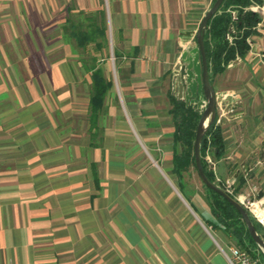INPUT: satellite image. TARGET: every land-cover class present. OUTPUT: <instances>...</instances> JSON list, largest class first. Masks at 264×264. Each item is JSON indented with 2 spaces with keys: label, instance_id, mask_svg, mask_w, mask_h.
<instances>
[{
  "label": "crops",
  "instance_id": "obj_1",
  "mask_svg": "<svg viewBox=\"0 0 264 264\" xmlns=\"http://www.w3.org/2000/svg\"><path fill=\"white\" fill-rule=\"evenodd\" d=\"M212 2L0 0V264H229L208 202L160 162L177 150L173 72ZM99 11L107 44L77 46L68 19ZM258 16L243 55L222 72L208 63L215 94L230 95L216 102L212 165L264 206ZM91 64L111 81L94 121Z\"/></svg>",
  "mask_w": 264,
  "mask_h": 264
},
{
  "label": "trees",
  "instance_id": "obj_2",
  "mask_svg": "<svg viewBox=\"0 0 264 264\" xmlns=\"http://www.w3.org/2000/svg\"><path fill=\"white\" fill-rule=\"evenodd\" d=\"M253 2L261 3L262 0H223L217 12L208 21L203 40L207 60L213 72H222L229 61L235 59L237 55H243L246 51V37L256 31L255 26L260 20L258 14L248 8ZM232 12H235V18L232 16ZM70 21L71 19L69 18L67 21L70 26L69 34L74 38L77 46L84 49L89 41L96 42L95 45L97 47L101 46L102 43H97L96 41L97 37H100L107 44L103 11L91 14V16L83 15L79 23L74 24L72 22L70 24ZM85 21L87 23H82ZM230 26L233 29V32L230 33L232 36L231 40L226 37ZM89 69L92 71L90 116L91 121H94L103 106L104 97L111 86V81L105 77L101 67L91 64ZM171 102V113L175 124L173 140L178 147L171 157L172 173L182 180L183 171L186 170L190 163L195 167L193 141L200 111L195 105H186L185 102L175 99L173 96H171ZM223 148L221 127L216 123L215 118L200 143L202 167L206 176L213 182H215V178L212 171L207 167L205 151L208 149L213 157H219L223 153ZM216 184L221 186L219 183ZM221 187L223 188V186ZM205 189L206 201L214 216V220L209 221L211 225L220 227L235 244L248 249L253 255L256 256V253L251 248H257L259 253L263 255L260 247L252 239L239 210L220 194L206 186ZM237 192L238 189H235L234 192L229 193L235 197ZM247 211L256 230L264 239V230L261 224L252 216L248 209Z\"/></svg>",
  "mask_w": 264,
  "mask_h": 264
},
{
  "label": "water",
  "instance_id": "obj_3",
  "mask_svg": "<svg viewBox=\"0 0 264 264\" xmlns=\"http://www.w3.org/2000/svg\"><path fill=\"white\" fill-rule=\"evenodd\" d=\"M222 2L223 0H214L210 8L204 13L194 33L195 45L189 46L181 53L179 66L173 72L172 85L178 99L184 100L186 105H195L200 111L193 141V154L196 171L201 182L207 188L220 194L239 210L252 239L257 243L264 255V239L256 230L245 206L224 188L211 181L206 176L201 163L200 143L203 135L217 115L216 94L209 79V63L203 35L208 21L217 12ZM190 33L191 31H187L186 35H190Z\"/></svg>",
  "mask_w": 264,
  "mask_h": 264
},
{
  "label": "built area",
  "instance_id": "obj_4",
  "mask_svg": "<svg viewBox=\"0 0 264 264\" xmlns=\"http://www.w3.org/2000/svg\"><path fill=\"white\" fill-rule=\"evenodd\" d=\"M250 10L259 14L262 19H264V2L261 4H253L249 6ZM232 16L235 18V12H232ZM233 32L232 27L230 26L229 32L226 37L228 39H232L230 33ZM264 56V54H262ZM229 94L226 93H218L216 95V102L224 103L229 99ZM206 160L212 163L210 158L207 156ZM219 180V179H217ZM226 191L230 192L228 187ZM241 204L245 206L246 209L250 211L252 216L261 224L264 230V206L260 204L258 200L249 199L243 195H238L236 197ZM230 264H264L261 262L258 257L253 255L248 249L239 247L237 245H231L229 247V253L224 252Z\"/></svg>",
  "mask_w": 264,
  "mask_h": 264
},
{
  "label": "rangeland",
  "instance_id": "obj_5",
  "mask_svg": "<svg viewBox=\"0 0 264 264\" xmlns=\"http://www.w3.org/2000/svg\"><path fill=\"white\" fill-rule=\"evenodd\" d=\"M194 42H195V39H194ZM153 156H154V158H158L157 155H153ZM207 156L210 158L211 162H213L212 155L208 149H206V151H205V160H206ZM170 161H171V156H164V157H162V160L160 162L164 164V163L170 162ZM206 163H207V166H210L211 168L213 167L212 163L210 164V162L208 160H206ZM213 169L215 170V171L213 170L215 173V183H219L226 190V186L222 185V182L220 183L219 180H217V178H218V179H220V181H223L224 179H226V176H222L218 172V170H216L214 167H213ZM167 174H169V176L173 180H178L174 174H171L170 172H167ZM182 181L186 183L187 187L189 188L190 192H192V194H196L197 196L200 197L199 198L200 201H202V202L206 201L205 186L201 182V180L197 174V171H196V169L192 163H190V165L186 168V170L183 171ZM228 188H229L230 192H234L233 187H228ZM237 196H238V192L235 194V198ZM217 231H220V230H217ZM231 245H237V244H235L234 241L230 238V243H228V245L224 244L223 246H221V248L223 249V252L229 253V247ZM237 246H239V245H237ZM239 247H241V246H239ZM251 249H252V251H254L256 253V257H258L261 262H264V255H261L257 248H251ZM228 263H229V261H228Z\"/></svg>",
  "mask_w": 264,
  "mask_h": 264
}]
</instances>
